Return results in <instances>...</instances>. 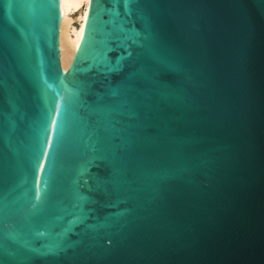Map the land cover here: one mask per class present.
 <instances>
[{"label":"water","instance_id":"95a60500","mask_svg":"<svg viewBox=\"0 0 264 264\" xmlns=\"http://www.w3.org/2000/svg\"><path fill=\"white\" fill-rule=\"evenodd\" d=\"M0 0V264H264V0Z\"/></svg>","mask_w":264,"mask_h":264},{"label":"bare ground","instance_id":"6f19581e","mask_svg":"<svg viewBox=\"0 0 264 264\" xmlns=\"http://www.w3.org/2000/svg\"><path fill=\"white\" fill-rule=\"evenodd\" d=\"M90 1L61 0V56L65 69H69L83 38Z\"/></svg>","mask_w":264,"mask_h":264},{"label":"rangeland","instance_id":"374dc122","mask_svg":"<svg viewBox=\"0 0 264 264\" xmlns=\"http://www.w3.org/2000/svg\"><path fill=\"white\" fill-rule=\"evenodd\" d=\"M75 24L78 25V22H76Z\"/></svg>","mask_w":264,"mask_h":264}]
</instances>
